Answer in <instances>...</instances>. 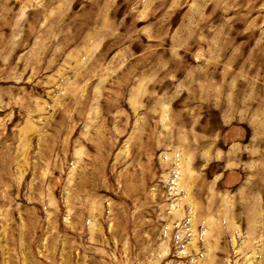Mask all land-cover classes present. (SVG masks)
<instances>
[{"label":"rangeland","instance_id":"rangeland-1","mask_svg":"<svg viewBox=\"0 0 264 264\" xmlns=\"http://www.w3.org/2000/svg\"><path fill=\"white\" fill-rule=\"evenodd\" d=\"M0 264H264V0H0Z\"/></svg>","mask_w":264,"mask_h":264}]
</instances>
